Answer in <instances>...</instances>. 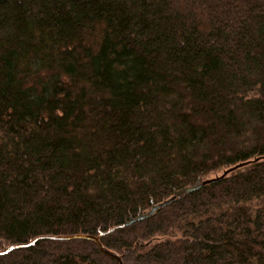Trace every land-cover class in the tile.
Returning <instances> with one entry per match:
<instances>
[{"label":"trees","instance_id":"1","mask_svg":"<svg viewBox=\"0 0 264 264\" xmlns=\"http://www.w3.org/2000/svg\"><path fill=\"white\" fill-rule=\"evenodd\" d=\"M0 264H264V0H0Z\"/></svg>","mask_w":264,"mask_h":264},{"label":"water","instance_id":"2","mask_svg":"<svg viewBox=\"0 0 264 264\" xmlns=\"http://www.w3.org/2000/svg\"><path fill=\"white\" fill-rule=\"evenodd\" d=\"M242 165H243V164H241V165H236V166H234V167H230V168L226 169V170H225L221 175H219V176L212 177V178H206V179H203V180L197 182L195 185H191V186L183 187V188H181V189H179V190H177V191H174L173 196H172L171 198H169V199H167L166 201H163L162 203H159V204H157V205H155V206H152L151 210L148 211V212H144V213H141V212H140V213H138L136 217H134V218H130V220H129L128 222H126L125 224H131V223H133V222H136V221H139V220H142V219L146 218L147 216H149L150 214H152V213H153L158 207H161V206H163V205L169 203V202L172 201L176 196L182 195V194H184V193L191 192V191H193V190L199 188L200 186H202V185H204V184H206V183L212 181L213 178H219V177H221V176L227 174L229 171L233 170V169L236 168L237 166H242Z\"/></svg>","mask_w":264,"mask_h":264},{"label":"rangeland","instance_id":"3","mask_svg":"<svg viewBox=\"0 0 264 264\" xmlns=\"http://www.w3.org/2000/svg\"><path fill=\"white\" fill-rule=\"evenodd\" d=\"M226 169H221V170H218V171H216V172H214V173H210V174H208V175H206V176H204L202 179H206V178H212V177H216V176H219V175H221L224 171H225ZM179 230H173V233H171V235H169L170 237H174V236H178L179 235V233L180 232H178ZM166 237H168V236H166ZM166 237H164V236H156L154 239H151V240H157V241H159V240H162V239H165Z\"/></svg>","mask_w":264,"mask_h":264},{"label":"bare ground","instance_id":"4","mask_svg":"<svg viewBox=\"0 0 264 264\" xmlns=\"http://www.w3.org/2000/svg\"><path fill=\"white\" fill-rule=\"evenodd\" d=\"M176 197H177V196H176ZM176 197H175V198H176ZM170 198H171V197H170ZM175 198H174V199H175ZM174 199H173V200H174ZM166 200H167V199H166ZM166 200H164V201H166ZM173 200H172V201H173ZM172 201H170V202H172ZM162 202H163V201H162ZM162 202H160V203H162ZM170 202H169V203H170ZM169 203H167V204H169ZM157 204H159V203H157ZM157 204H155V205H157ZM167 204H165V205H167ZM155 205H153V206H155ZM165 205H163V206H165ZM161 207H162V206H161ZM151 208H152V207H151ZM158 208H160V207H158ZM158 208H157V209H158ZM150 210H151V209H150ZM150 210H149V211H150ZM147 212H148V211H147ZM150 215H151V214H150ZM147 217H148V216H147ZM144 219H145V218H144Z\"/></svg>","mask_w":264,"mask_h":264}]
</instances>
